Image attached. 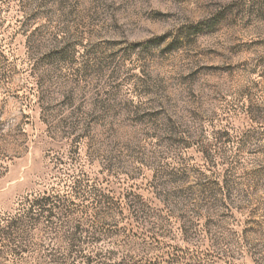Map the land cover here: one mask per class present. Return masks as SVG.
Wrapping results in <instances>:
<instances>
[{"label": "rangeland", "instance_id": "374dc122", "mask_svg": "<svg viewBox=\"0 0 264 264\" xmlns=\"http://www.w3.org/2000/svg\"><path fill=\"white\" fill-rule=\"evenodd\" d=\"M0 264H264V0H0Z\"/></svg>", "mask_w": 264, "mask_h": 264}, {"label": "trees", "instance_id": "16d2710c", "mask_svg": "<svg viewBox=\"0 0 264 264\" xmlns=\"http://www.w3.org/2000/svg\"><path fill=\"white\" fill-rule=\"evenodd\" d=\"M47 202H48V200H46L45 198H43V199H37L35 201V204L34 205H38L41 208H44L47 205Z\"/></svg>", "mask_w": 264, "mask_h": 264}]
</instances>
